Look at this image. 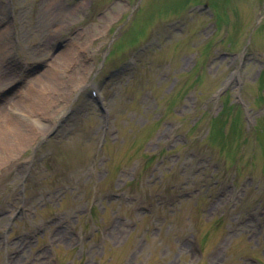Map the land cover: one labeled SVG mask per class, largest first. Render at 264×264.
<instances>
[{
    "label": "rangeland",
    "instance_id": "rangeland-1",
    "mask_svg": "<svg viewBox=\"0 0 264 264\" xmlns=\"http://www.w3.org/2000/svg\"><path fill=\"white\" fill-rule=\"evenodd\" d=\"M198 1L0 0V63L36 67H0V230L22 176L27 208L0 264H264V0L196 13ZM144 41L129 70L105 76ZM17 77L28 81L5 92ZM90 86L107 109L102 148ZM217 115L224 137H209Z\"/></svg>",
    "mask_w": 264,
    "mask_h": 264
},
{
    "label": "bare ground",
    "instance_id": "bare-ground-1",
    "mask_svg": "<svg viewBox=\"0 0 264 264\" xmlns=\"http://www.w3.org/2000/svg\"><path fill=\"white\" fill-rule=\"evenodd\" d=\"M55 6H58V5H55ZM17 139H19L20 143L24 142V141H23V140H24V137H19V138H17ZM1 142H2V141H1ZM5 144H7V143H5Z\"/></svg>",
    "mask_w": 264,
    "mask_h": 264
}]
</instances>
